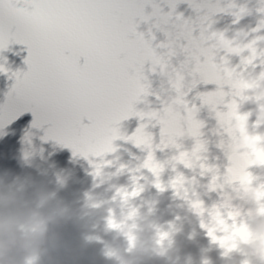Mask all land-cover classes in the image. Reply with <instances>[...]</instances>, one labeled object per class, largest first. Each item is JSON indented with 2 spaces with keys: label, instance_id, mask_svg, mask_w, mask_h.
<instances>
[{
  "label": "snow or ice",
  "instance_id": "6c2138e0",
  "mask_svg": "<svg viewBox=\"0 0 264 264\" xmlns=\"http://www.w3.org/2000/svg\"><path fill=\"white\" fill-rule=\"evenodd\" d=\"M181 4L192 14L178 11ZM258 5L261 18L253 29L257 36L241 46L229 39L226 30H212L220 14L233 16L236 23L251 13L238 0H0V53L12 43L27 45L29 52L28 70L9 77L15 78V84L7 102L0 105V126L31 111L34 125L51 123L48 131L54 138L85 154L100 156L115 151L114 141H129L146 152L136 171L148 169L159 178L168 165L191 168L190 153L209 151L203 138L207 122L200 115L206 108L230 137L216 145L228 161L223 173L219 165H201V175L211 174L208 187L219 191L233 170L236 137L226 127L227 121L233 115L247 121L251 115L238 112L236 97H248L238 91L235 71L240 65L232 67V57H239L244 66L257 60L264 64V49L258 46L264 41V0H258ZM141 24L146 30H140ZM0 72L7 69L0 65ZM259 78L264 80V72ZM156 79L160 89L154 86ZM201 85L215 88L199 90ZM193 91L196 94L189 100ZM149 97H155L159 107H139ZM131 117L141 122L128 135L122 132L121 122ZM157 124L159 143L149 130ZM185 135L193 140L190 149L182 143ZM167 148L176 149V154L159 161L157 150ZM221 175L224 184H218ZM182 178L184 173L176 171L169 185L175 189ZM246 179H253L251 172ZM156 187H161L159 179ZM229 207L221 197L209 208L210 219ZM202 227L213 242L228 247L209 221H202Z\"/></svg>",
  "mask_w": 264,
  "mask_h": 264
},
{
  "label": "clouds",
  "instance_id": "9594fccd",
  "mask_svg": "<svg viewBox=\"0 0 264 264\" xmlns=\"http://www.w3.org/2000/svg\"><path fill=\"white\" fill-rule=\"evenodd\" d=\"M259 118L264 120V113H259ZM34 127L42 128V124ZM36 135L29 131L25 136L21 166L37 168L40 176L45 177L47 173L35 163L37 157L44 158L45 152L42 146L35 145ZM41 139L63 144L48 130ZM113 147L115 151L100 156L73 149L77 157L88 160L93 178L92 187L78 206L59 194L71 179L66 171L55 172L54 181L37 179L31 172L14 175L11 170L0 171V264H81L89 246L95 244L103 245L101 254L113 264H154L157 260L163 264H195L191 255L181 259L175 238L184 231L188 213L203 218L202 195L213 190L200 180L188 181V187L183 182L175 189L162 184L156 187V182L145 177L141 170L136 171L140 163L121 162L120 147L115 143ZM126 173L130 174L128 183L121 184L120 177ZM261 181L264 173L257 178L258 183ZM52 183L54 188L50 186ZM150 187H155L159 194L171 188L174 197L182 201L177 207L185 210V214L160 223L156 215L159 201L143 196ZM237 197L238 210L246 214L253 238L237 241L230 237L228 247L219 246L221 257L226 264H243L245 260L264 264V213L261 212L264 205L256 202L249 191L238 192ZM72 230L79 234L78 239L72 238ZM108 234L111 240L104 239ZM195 235L193 228L189 239ZM232 245L236 247L229 251ZM199 264H213L206 251Z\"/></svg>",
  "mask_w": 264,
  "mask_h": 264
}]
</instances>
